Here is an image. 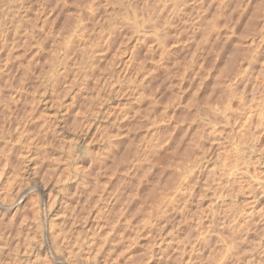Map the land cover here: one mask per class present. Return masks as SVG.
I'll return each mask as SVG.
<instances>
[{"label": "rangeland", "instance_id": "1", "mask_svg": "<svg viewBox=\"0 0 264 264\" xmlns=\"http://www.w3.org/2000/svg\"><path fill=\"white\" fill-rule=\"evenodd\" d=\"M10 1L0 0V23L5 25L0 43H14L1 44L4 51L0 50V61L5 67L0 65V124L6 125L9 118L16 117L29 130L22 137L26 141L17 138L19 146L14 143L16 135L13 141L8 137V142L0 134V148L3 145L5 150L1 148L0 156L12 154V162L7 161L6 167L3 157L0 159V264H264V10L261 20L257 10V6L264 9V0H221L224 6L220 5V13L216 9L219 0H180L178 16L170 23L166 17L161 19L163 23L166 20L170 34L166 38L170 41L164 44L168 47L158 44L159 48L154 47L157 50L149 53L152 59H145L143 64L148 45L140 44L145 29H150L148 11L162 0H94L93 9L86 6L90 7L91 0H64L66 4L57 0L63 6L56 3L57 6L55 0ZM117 3H128L127 8L125 5L124 10ZM88 9L104 14V24L114 23L120 36L111 49L104 51L90 43L86 48L89 53L84 54L89 57L87 61L79 49L84 45L83 34L88 35V28L96 27L92 26L95 15ZM11 11L20 14L16 20L22 17L16 21L18 26L10 20ZM195 12L203 17L199 24L192 21ZM136 14L139 16L132 19ZM6 15L11 18L6 19ZM137 18L146 19L148 25L143 27L145 22ZM186 19L192 21L189 30ZM135 20L143 22L142 29L135 27ZM7 22L16 25L9 30ZM71 24H76L72 31ZM81 25L88 30L81 29ZM6 29L11 35H5L9 39L4 38L3 42ZM78 32L81 34L76 36ZM76 38L81 44H74L75 49L72 44ZM70 45L74 48L70 54L76 50L72 60L63 55ZM160 46L167 54H160ZM135 49L140 52L137 56ZM90 58H95L94 64ZM33 61L38 63L31 64ZM49 62L55 67L62 63L56 67L60 70L63 63H71L65 75L56 73L61 78L57 76L54 86L48 76L55 67L51 65L50 69ZM90 62L94 65L91 69ZM26 66L29 67L24 75L22 69ZM6 67L7 72L3 71ZM45 69H50V74ZM38 70L43 71L42 75L34 73ZM180 74L184 77L180 78ZM219 74L220 85L216 83ZM12 91L21 96L14 100ZM42 118L47 124L41 122ZM38 123L40 127L49 124L51 132L38 135ZM114 137V154L121 160L126 155L128 158L130 168L124 172L121 165L112 162L116 155L108 157ZM151 140L165 146L158 145L155 156H159L151 155L152 161L145 145ZM10 144H16V149ZM128 144L140 149L127 151ZM5 146L11 148L7 147L9 155L5 154L9 151ZM143 147L150 152L148 158ZM142 149L145 157L140 153ZM134 151L137 156L141 154L137 161L132 156ZM114 165L117 170L111 168ZM176 178L179 185L183 183L181 187ZM174 189L178 195L175 198L173 192L169 193ZM165 196L171 198L169 201L173 199L170 203L174 207L168 199L166 203L159 201ZM158 204L168 205H163L166 209L161 211L163 206Z\"/></svg>", "mask_w": 264, "mask_h": 264}, {"label": "bare ground", "instance_id": "2", "mask_svg": "<svg viewBox=\"0 0 264 264\" xmlns=\"http://www.w3.org/2000/svg\"><path fill=\"white\" fill-rule=\"evenodd\" d=\"M11 1H12V0H11ZM11 1H10V2H11ZM14 1H15V0H14ZM52 1H53V0H51V3H52ZM56 1H57V0H55V1H53V2H54L55 4H56V3L58 4V1H57V2H56ZM63 1H64V0H62V3H65V2H66V1H65V2H63ZM91 1H92V2L90 3V1L87 0V2L90 3V7L88 6L89 4L86 5L87 3H86L85 5H86L88 8L93 9V8H94V5H93L92 3L95 2V1H94V0H91ZM96 1H97V0H96ZM116 1H117V0H116ZM124 1H125V0H124ZM129 1H131V0H129ZM140 1H141V0H140ZM182 1H183V0H182ZM208 1H209V0H208ZM219 1H220V3L217 1L218 5H219V6H217L218 8H216L217 10H218V9L220 10V5L223 4V3H222L223 1H221V0H219ZM229 1H230V0H229ZM229 1H228V3H229ZM46 2H47V1H46ZM59 2H61V1L59 0ZM99 2H100V1H98V4L102 3V2H100V3H99ZM118 2L120 3L121 1L118 0ZM122 2H123V1H122ZM125 2H126V1H125ZM127 2H128V1H127ZM160 2H161V1H160ZM167 2H171V3H166V0H162V2H161L160 5H156V4H155L156 6H151L152 9H150V10L148 11V18H147V19H148V22H147V23L149 24V22H150L149 25L146 23V21H147L146 19H145V20H146V21H145V20H140L139 18H137V19H139L140 21H144V22H145V24L143 25V27H144L145 25H148V27H150V29H149L148 31L145 29V31H146V32L144 31L145 34H144L143 36H141V44L139 43L140 45H143V46H144V45H145V46L148 45V47L146 46L147 49H146V51L144 52V56H143V60H142V64H143V61H144L145 59H147V58H151V59H152V57L150 56L151 54L149 55V53H151V52H155L154 50H157L156 48L154 49V47H157V46H159V45H161V46L163 47L164 44H165V45L168 44V43H165V42H167L166 40H169V39H170V38L166 39L167 36L170 37V36H169L170 34L167 33V31H168V27H167V25H165V24H166V20H164V23H163V20H161V19H163V18L166 17V18H168V21H167V22H169L170 20H172L173 17L175 18L176 15L180 13L179 9H181V8H179L178 5H181L182 2L180 3V0H174V1H173V0H170V1H169V0H168ZM178 2H179V3H178ZM202 2L204 3V1H202ZM206 2H207V1H206ZM210 2H211V1H210ZM210 2H209V3H210ZM225 2H226V0H225ZM225 2H224V3H225ZM231 2H232V1H231ZM248 2H249V1H248ZM248 2H247V4H248ZM11 3H12V2H11ZM13 3H14V2H13ZM49 3H50V2H49ZM119 3H117V4H119ZM156 3H157V1H156ZM183 3H184V2H183ZM254 3H255V2H254ZM261 3H262V1H261ZM14 4H15V3H14ZM57 4H56V5H57ZM59 4H61V3H59ZM59 4H58V5H59ZM65 4H66V3H65ZM94 4L96 5V3H94ZM123 4H124V5H123ZM123 4L121 3V4H119V5H121V6L123 7V9H124V6L126 5L125 7L127 8V4H128V3H127V4L123 3ZM131 4H132V3H131ZM150 4H151V3H150ZM150 4H149V5H150ZM204 4H205V3H204ZM212 4H213V3H212ZM230 4H231V3H230ZM263 4H264V1H263ZM20 5H21V4H20ZM58 5H57V6H58ZM63 5H64V4H61V6H63ZM91 5H93V6H91ZM145 5H146V4H145ZM227 5H229V4H227ZM227 5H226V6H227ZM261 5H262V4H261ZM121 6H120V7L118 6L119 9L121 8ZM223 6H224V4H223ZM46 7H47V6H46ZM50 7H51V6H50ZM87 7H86V8H87ZM99 7H100V5H99ZM99 7L96 6L95 9H98ZM118 7H117V8H118ZM132 7H133V5H132ZM151 7H150V8H151ZM237 7H238V6H237ZM17 8H18V6L16 7V9H17ZM37 8H38V7H37ZM61 8H64V7H61ZM133 8H134V7H133ZM135 8H137V6H136ZM223 8H224V7H223ZM259 8H260V9H259ZM259 8H258V6H257V10H259V13H260V16H261V12H263L262 10H264V9H263L262 7H259ZM18 9H19V8H18ZM54 9H55V8H54ZM83 9H85V8H83ZM90 9H88V10L90 11ZM119 9H118V10H119ZM121 9H122V8H121ZM137 9H138V8H137ZM147 9H148V8H147ZM197 9H200V8H197ZM204 9H205V7H204ZM206 9H208V8H206ZM206 9H205V11H206ZM221 9H222V8H221ZM224 9H225V8H224ZM224 9H223V11H225ZM253 9H254V8H253ZM0 10H1V9H0ZM5 10H6V9H5ZM85 10H87V9H85ZM98 10H99V9H98ZM124 10H125V9H124ZM219 10H218V11H219ZM236 10H237V9H236ZM257 10H256V11H257ZM14 11H15V10H14ZM14 11H13V12H14ZM64 11H65V10H64ZM89 11H88V12H89ZM127 11L129 12L128 9H127ZM133 11H134V10H133ZM196 11H198V10H196ZM201 11H202V10H201ZM203 11H204V10H203ZM203 11H202V12H203ZM205 11H204V13H206L208 10H207L206 12H205ZM215 11H216V10H215ZM223 11H221V12H223ZM232 11H233V10H232ZM238 11H239V10H238ZM256 11H252V12H254L253 14H255ZM11 12H12V11H11ZM13 12H12V14H13ZM17 12L20 13L19 10H16V11H15L16 14H17ZM91 12L93 13V15H95V16H92L93 18L95 17V22H93L94 25H92V24H91V25H92L93 27H94V26H96V27H95V28H91V27L89 26L90 28H88V29H89V30L91 29V30L88 31V32H90V33H88V35L83 34V37H84V39H85V40L83 39V43H84V45L82 44L83 46H81L80 49H79V52H81L82 56H85L84 54H87V51H88V50H87L86 48H87L88 46H90V45H89L90 43L93 44V45H96V47H100V49L104 51V50H108L109 47H110L112 44H114V42H115V41L118 39V37L120 36V31H119L118 28H116L117 26L115 27V25H113L114 23L110 24L109 22H107V21H108V20H107L106 22H107L108 24H107V23L104 24V22H103V16H104V14H103V16H101L102 14L98 15V14H99L98 11L95 10V12H94V10H92V11L89 12L91 15H92ZM128 12H127V13H128ZM136 12H137V11H136ZM198 12H199V11H198ZM198 12H197V13L195 12L197 15L194 13L196 16H195V18H192V19H193L192 21H193V22L195 21L196 23L199 24L200 19H202L203 17L201 16L202 18H200V16L198 15ZM208 12H209V11H208ZM5 13H6V12H5ZM41 13H42V10H41ZM86 13H87V12H86ZM109 13H110V12H109ZM123 13H124V11H123ZM218 13H220V11H219ZM235 13H236V12H235ZM257 13H258V11H257ZM6 14H7V13H6ZM9 14H10V12H9ZM23 14H24V13H23ZM130 14L132 15V13H130ZM134 14H135V12H134ZM199 14H200V13H199ZM215 14H216V13H215ZM215 14H214V16H215ZM224 14H225V13H224ZM263 14H264V13H263ZM7 15H8V14H7ZM7 15H6V19H7V18H8V19L11 18V17H10L11 14H10V16H7ZM18 15H20V14H18ZM18 15H14V14H13V15H12V19H10V20L13 21V22L15 21V23H16V21H17V22H19V20L21 21L22 17H21V19L19 18V20H16V19H18V17H19ZM87 15H88V14H87ZM110 15H111V14H110ZM127 15H129V13H128ZM131 15H130V16H131ZM137 15H138V14L133 15V18H132V19H135ZM201 15H203V13H202ZM206 15H207V13H206ZM206 15H205V16H206ZM221 15H223V14L221 13ZM241 15H242V14H241ZM246 15H248V14H246ZM255 15H256V14H255ZM255 15H252V16H255ZM2 16H3V15H2ZM4 16H5V15H4ZM105 16H107V15H105ZM134 16H135V18H134ZM138 16H139V15H138ZM138 16H137V17H138ZM177 16H178V15H177ZM214 16H213V17H214ZM218 16H219V15H218ZM228 16H229V15H228ZM238 16H239V15H238ZM256 16H257V15H256ZM262 16H264V15H262ZM262 16L260 17V20H261ZM193 17H194V16H193ZM207 17H208V16H207ZM86 18H87V17H86ZM107 18H108V17H107ZM109 18H110V17H109ZM166 18H165V19H166ZM205 18H206V17H205ZM237 18H238V17H237ZM252 18H253V17H252ZM257 18H259V16H257ZM141 19H142V18H141ZM143 19H144V18H143ZM215 19H216V18H215ZM224 19L226 20L227 18H225V16H224ZM224 19H222V20H224ZM229 19H230V18H229ZM254 19H255V17H254L252 20L254 21ZM139 20H138V21L135 20V21L137 22V23H136L137 25H135V27H137V28H138V27L141 28V27H142V24H143V22H141V24H140V23H139V22H140ZM160 20H161V21H160ZM186 20H187V19H186ZM186 20H185V21H186ZM216 20H217V19H216ZM220 20H221V19H220ZM231 20H232V19H231ZM4 21H5V19H4ZM8 21H9V20H8ZM11 21H10V22H11ZM22 21H23V20H22ZM92 21H93V20H92ZM173 21H175V20H173ZM185 21H184V22H185ZM189 21H191V19H190ZM189 21L187 20L188 25L186 24L187 22L185 23V25H187V26H186V27H187V30H189V27H188V26H190V25L192 24V23L190 24ZM192 21H191V22H192ZM204 21H205V20H204ZM204 21H203V22H204ZM207 21H208V20H207ZM207 21H206V22H207ZM213 21H215V20H213ZM213 21H212V22H213ZM237 21H238V20H237ZM2 22H3V21H2ZM195 22H194V23H195ZM203 22H202V23H203ZM215 22H216V21H215ZM221 22H222V21H221ZM228 22H229V21H228ZM254 22H255V21H254ZM4 23H5V22H4ZM7 23H8V22H7ZM11 23H12V22H11ZM71 23H72V22H71ZM90 23H91V22H90ZM169 23H170V22H169ZM169 23H167V24H169ZM194 23H193V24H194ZM207 23H208V22H207ZM217 23H218V22H217ZM217 23H215V24L212 23V24H214L215 27H217V26H218ZM250 23H251V25L253 24L252 21H251ZM8 24H9V23H8ZM16 24H17V26L19 25V23H16ZM16 24H14V23H13V25H12V24H9V25L6 26V27H7V29L10 30V26L12 25V27H13V26L16 25ZM96 24H97V25H96ZM118 24H119V23H118ZM131 24H132V23H131ZM189 24H190V25H189ZM198 24H197V25H198ZM216 24H217V26H216ZM221 24H222V23H221ZM2 25H3V23H2V24L0 23V32L3 31L2 29H3V27L5 26V25H4V26H2ZM67 25H68V27H69L70 24L67 23ZM72 25H73V24H71V26H72ZM74 25H76V24H74ZM74 25H73L71 28H69V30H71V29L73 30V29H74ZM162 25H165V26L167 27V29H166V28H163V27H165V26L162 27ZM169 25H170V24H169ZM195 25H196V24H195ZM195 25H194V26H195ZM254 25H255V27H256V22H255ZM254 25H253V26H254ZM124 26H125V25H124ZM132 26H133V24H132ZM132 26H130V27H132ZM199 26H200V25H199ZM199 26H198V27H199ZM210 26H211V25H210ZM212 26H213V25H212ZM249 26H250V25H249ZM253 26L251 27V30H252ZM8 27H9V28H8ZM19 27H20V26H19ZM19 27H18V28H19ZM75 27H76V26H75ZM81 27H83V28H81ZM126 27H127V26H126ZM126 27H125V28H126ZM146 27H147V26H146ZM169 27H170V26H169ZM196 27H197V26H196ZM220 27H221V26H220ZM220 27H219V28H220ZM225 27H226V26H225ZM255 27H254V28H255ZM1 28H2V29H1ZM4 28H5V27H4ZM63 28H64V27H63ZM80 28H81V29H86L87 26H86V28H85L84 26L81 25ZM121 28H122V27H121ZM123 28H124V27H123ZM132 28H133V27H132ZM192 28H193V26H192ZM192 28H191V29H192ZM206 28H207V27H206ZM226 28H227V27H226ZM248 28H249V27H248ZM254 28H253V30H254ZM262 28H263V27H262ZM7 29L5 30V32H3V33H4V34H3V42L8 38V37H6V36H9V37H10V35H11L10 33H9L10 35H7L8 33H6V31L10 32V31L7 30ZM78 29H79V28H78ZM78 29H77V30H78ZM81 29L78 30V31H81ZM88 29H86V30H88ZM129 29H130V28H129ZM141 29H142V28H141ZM194 29H195V28H194ZM199 29H200V28H199ZM199 29H198V30H199ZM216 29H217V28H216ZM227 29H229V28H227ZM72 30H71V31H72ZM130 30H131V29H130ZM192 30H193V29H192ZM192 30H191V31H192ZM206 30H207V29H206ZM210 30H211V29H210ZM214 30H215V29H214ZM231 30H232V29H231ZM71 31H70V32H71ZM82 31H83V30H82ZM121 31H122V30H121ZM131 31H132V30H131ZM180 31H181V30H180ZM228 31H230V30H228ZM84 32H85V31H84ZM84 32H83V33H84ZM128 32H129V31H128ZM169 32H170V31H169ZM207 32H208V31H206V33H207ZM235 32H236V31H235ZM17 33H18V32H17ZM85 33H87V32H85ZM132 33H133V31H132ZM171 33H172V32H171ZM209 33H210V32H209ZM220 33H221V32H220ZM232 33H233V32H232ZM248 33H249V32H248ZM0 34L2 35V32H1ZM68 34H69V33H68ZM75 34H76V33H75ZM77 34H78V35H76V36H79V35L81 34V32H80V33L78 32ZM149 34H151V35H149ZM167 34H168V35H167ZM5 35H6V36H5ZM12 35H13V34H12ZM70 35H72V34H70ZM131 35H132V34H131ZM207 35L209 36V34H207ZM244 35H245V34H244ZM13 36H15V35H13ZM76 36H75V37H76ZM81 36H82V35H81ZM202 36H204V34H202ZM211 36H212V35H211ZM230 36H231V35H230ZM71 37H72V36H71ZM75 37H74V38H75ZM83 37H80V38H83ZM151 37H152L153 39H150ZM171 37H172V36H171ZM176 37H177V36H176ZM238 37H239V36H238ZM243 37H244V36H243ZM243 37H242V38H243ZM247 37H248V36H247ZM247 37H246V38H247ZM4 38H5V40H4ZM11 38H12V37H11ZM11 38H10V39H11ZM13 38H14V37H13ZM74 38H73V39H74ZM177 38H178V37H177ZM209 38H210V37H209ZM216 38H217V37H216ZM228 38H229V37H228ZM1 39H2V37H1ZM8 39H9V38H8ZM69 39H70V38H69ZM73 39H72V42L74 41ZM78 39H79V37H78ZM78 39L76 38V40H77L76 43L73 42V44H72L73 46H74V44H75V45H78L77 43L81 44L80 42H81L82 40L79 39V40H81V41H79ZM174 39H175V38H174ZM184 39H185V38H184ZM203 39H204V38H203ZM13 40H14V39H13ZM15 40H16V39H15ZM138 40H140V39H138ZM239 40H240V39H239ZM1 41H2V40H1ZM9 41H10V40H9ZM69 41H70V40H69ZM69 41L67 42L68 44H70ZM78 41H79V42H78ZM84 41H85V42H84ZM169 41H170V40H169ZM237 41H238V40H237ZM258 41H259V40H258ZM6 42H7V43H4V44H7V45H8V43H9V45L14 44V43H12V42H11L12 44H11L10 42H8V41H6ZM16 42H17V41H16ZM72 42H71V43H72ZM158 42H159V43H158ZM203 42H204V41H203ZM230 42H231V40H230ZM115 43H116V42H115ZM117 43H118V42H117ZM119 43H120V42H119ZM119 43H118V44H119ZM148 43H149V44H148ZM160 43H161V44H160ZM239 43H242V42L240 41ZM249 43H250V42H249ZM257 43H258V42H257ZM260 43H261V42H260ZM1 44H3V43H0V48H1V46L4 45V44H3V45H1ZM139 44H138V47H139ZM158 44H159V45H158ZM162 44H163V45H162ZM169 44H170V43H169ZM198 44H199V43H198ZM7 45H4V46H7ZM72 45H70L69 47H66V48L68 49V51L65 49V50H66V51H65L66 53H63V55L66 54V57H67V56L70 57V58L73 57L72 54H73L76 50H74V52H72V54H70L71 50L73 51V49H74V48L72 47ZM115 45H116V44H115ZM136 45H137V44H136ZM152 45H153V46H152ZM165 45H164V47H168V46H165ZM229 45H230V44H229ZM237 45H239V44H237ZM240 45H241V44H240ZM242 45H244V44H242ZM4 46H3V47H4ZM67 46H68V45H67ZM79 46H80V45H79ZM79 46H78V47H79ZM112 46H113V45H112ZM134 46H135V45H134ZM134 46H133V47H134ZM150 46H152L153 48H150ZM161 46H160V47H161ZM169 46H170V45H169ZM234 46H236V45H234ZM3 47H2L0 50H2ZM74 47H75V46H74ZM82 47H83V48H82ZM140 47H141V46H140ZM162 47H161V48H162ZM7 48H8V47H7ZM71 48H72V49H71ZM81 48H82V49H81ZM112 48H113V47H112ZM135 48H136V47H135ZM143 48H144V47H143ZM157 48H159V47H157ZM234 48H238V47L236 46V47H234ZM240 48H241V47H240ZM248 48H249V47H248ZM253 48H254V47H253ZM5 49H6V48H5ZM9 49H10V47H9ZM70 49H71V50H70ZM75 49H76V47H75ZM110 49H111V47H110ZM133 49H134V48H133ZM167 49H168V48H167ZM167 49H166V50H167ZM195 49H197V47H196ZM232 49H233V48H232ZM244 49H245V48H244ZM6 50H7V49H6ZM80 50H81V51H80ZM101 50H100V51H101ZM239 50H241V49H239ZM239 50L237 49V51H239ZM247 50H248V49H247ZM3 51H4V49H3ZM7 51H9V53H10L11 49H10V50H7ZM63 51H64V50H63ZM89 51H90V50H89ZM89 51H88V53H89ZM103 51H102V52H103ZM140 51H141V50H140ZM143 51H144V50H143ZM198 51H199V50H198ZM235 51H236V50H235ZM249 51H250V50H249ZM79 52H77L78 55L80 54ZM202 52H203V51H202ZM253 52H254V51H253ZM21 53H22V52H21ZM77 53H75L74 55H76ZM98 53H99V51H98ZM133 53H135V56H137L140 52H139V50L135 49V51H134ZM133 53H132L133 56H131V57H134V54H133ZM194 53H195V50H194ZM194 53H193V54H194ZM0 54H1V53H0ZM61 54H62V53H61ZM81 54H80L79 56H81ZM160 54H161V55H162V54H164V55L167 54L166 51H165V48H162ZM217 54H218V53H217ZM235 54H236V52H235ZM244 54H245V53H244ZM247 54H248V53H247ZM70 55H71V56H70ZM145 55H146V56H145ZM148 55H149L150 57H148ZM232 55H233V54H232ZM245 55H246V54H245ZM4 56H5V55H4ZM7 56L9 57L10 55L8 54ZM82 56H81V57H82ZM233 56H235V55H233ZM233 56H232V60L234 61ZM236 56H238V55H236ZM55 57H56V56H55ZM60 57L62 58L61 55H60ZM131 57H130V58H131ZM167 57H168V55H167ZM167 57H165V58H167ZM194 57H195V56H194ZM257 57H258V56H257ZM58 58H59V57H58ZM70 58H69V59H70ZM73 58H75V57H73ZM76 58H77V57H76ZM82 58H83V57H82ZM88 58H89V57H88ZM88 58L85 56V59H86V60H87ZM92 58H93V57H92ZM163 58H164V57H163ZM229 58H230V57H229ZM237 58H239V57H237ZM249 58H250V57H249ZM4 59H5V58H4ZM9 59H10V58H9ZM55 59H56V58H55ZM83 59H84V58H83ZM83 59H82V60H83ZM94 59H95V58H94ZM94 59H93V60H94ZM134 59H135V57H134ZM245 59H246V58H245ZM0 60H1V59H0ZM7 60H8V59H7ZM31 60H32V59H31ZM38 60H39V59H38ZM59 60H61V59L59 58ZM59 60H58V61H59ZM62 60H64V59L62 58ZM65 60L68 62V59H67V58H65ZM65 60H64V62H65ZM70 60H72V58H71ZM93 60L91 61V58H90V61H91L92 63H93ZM132 60H133V59H132ZM136 60H137V59H136ZM53 61H54V60H53ZM87 61H88V60H87ZM133 61H134V60H133ZM163 61H164V59H163ZM236 61H238V60H236ZM31 62H32V61H31ZM33 62H34V63H31V64L36 65V64L38 63V62L36 63V61H33ZM50 62H51V61H50ZM50 62H49L48 64H50V67H49V68L51 69V65L54 66V64H53V63H50ZM55 62H56V61H55ZM59 62H61V61H59ZM67 62H66V63H67ZM91 62H90V64H88V65H90V66H89L90 69H91V66L94 64V63H93V64L91 65ZM95 62H96V61H95ZM157 62H158V61H157ZM9 63H10V62H9ZM66 63H63V65L65 64V66H66ZM69 63H70V62H69ZM69 63H67V67L63 66L64 68H62L61 70H60V68H59V69L56 68V67L59 66V64H62V63H58V66H56V67L54 66L55 68L52 67L51 71H53V72H51L50 69H48V70H49V71H48L49 74H50V72H51V74L48 76L49 79L46 78V77H43V78L48 79L50 82H52V83H50V82H49V83L52 84V85L54 86V84H56L57 79L60 77L59 75H60L61 73H62V74L64 73V75H65L66 72H68V66H69L68 64H69ZM82 63H83V62H82ZM84 63H86V62H84ZM87 63H89V62H87ZM127 63H128V62H127ZM166 63H167V62H166ZM193 63H194V62H193ZM193 63H192V64H193ZM195 63H197V62H195ZM195 63H194V64H195ZM233 63H234V62H233ZM3 64H5V63H3ZM11 64H12V63H11ZM31 64H29V65H31ZM70 64H71V63H70ZM137 64H138V63H137ZM156 64H157V63H156ZM197 64H198V63H197ZM0 65H2V62H1V61H0ZM7 65H8V63H7ZM7 65H6V66H7ZM12 65H13V64H12ZM12 65H11V66H12ZM19 65H20V64H19ZM22 65H23V64H22ZM56 65H57V64H56ZM126 65H127V64H126ZM131 65H132V64H131ZM233 65H234V64H233ZM2 66H4V65H2ZM8 66H9V65H8ZM8 66H7V67H8ZM14 66H15V65H13V67H14ZM20 66H21V65H20ZM60 66H61V65H60ZM93 66H94V65H93ZM93 66H92V67H93ZM158 66H159V65H158ZM185 66H186V65H185ZM231 66H232V65H231ZM4 67H5V66H4ZM7 67L4 68L5 70H3V71H6V72H7ZM9 67H10V66H9ZM28 67H29V66H28ZM28 67L26 66V67H25L26 69H22V70H25L24 73H23L24 75L27 73L26 70H27ZM36 67H37V66H36ZM86 67H87V66H86ZM89 67H88V68H89ZM182 67H183V66H182ZM190 67H191V65H190ZM199 67H201V66H199ZM226 67H227V66H226ZM234 67H235V65H234ZM240 67H241V66H240ZM2 68H3V67H2ZM2 68H1V69H2ZM30 68H31V67H30ZM30 68H29V69H30ZM32 68H34V67H32ZM38 68H39V67H38ZM38 68H37V69H38ZM82 68H83V67H82ZM88 68H87V69H88ZM138 68H139V67H138ZM162 68H163V67H162ZM167 68H168V67H167ZM169 68H170V67H169ZM197 68H198V67H197ZM202 68H203V67H202ZM238 68H239V67H238ZM10 69H11V68H10ZM12 69H13V68H12ZM12 69H11V70H12ZM40 69H43V68H40ZM69 69H70V68H69ZM125 69H126V68H125ZM188 69H189V68H188ZM191 69H192V68H191ZM199 69H200V68H199ZM199 69H198V70H199ZM232 69H233V68H232ZM11 70H10V71H11ZM30 70H33V69H30ZM179 70H180V69H179ZM224 70H225V69H224ZM226 70H228V69H226ZM3 71H2V72H3ZM12 71H13V70H12ZM28 71H29V70H28ZM33 71H34V70H33ZM41 71H42V70H41ZM41 71H40V72H41ZM44 71L47 72L46 69H45ZM65 71H66V72H65ZM85 71H86V70H85ZM92 71H93V70H92ZM92 71H91V72H92ZM138 71H139V70H138ZM142 71H143V70H142ZM169 71H170V70H169ZM181 71H182V70H181ZM191 71H192V70H191ZM194 71H195V70H194ZM208 71H209V70H208ZM217 71H218V70H217ZM8 72H9V71H8ZM25 72H26V73H25ZM29 72L32 73V71H29ZM40 72H39V70H38L37 72H34V73H35V74H36V73H39V74L43 73V71H42L41 73H40ZM46 72H45V73H46ZM48 72H47L46 74H48ZM58 72H59V73H58ZM89 72H90V71H89ZM165 72H166V71H165ZM174 72H176V71H174ZM174 72H173V73H174ZM179 72H180V71H179ZM179 72H178V70H177V73H179ZM183 72H184V70H183ZM198 72H199V71H198ZM198 72H197V75L200 74V73H198ZM223 72H224V71H223ZM229 72H231V71H229ZM9 73H11V72H9ZM9 73H8V75H9ZM45 73H44V74H45ZM52 73H53V76H51ZM56 73L59 74V75H56ZM69 73H70V72H69ZM133 73H134V72H133ZM148 73H149V72H148ZM169 73H170V72H169ZM194 73H196V71H195ZM6 74H7V73H6ZM67 74H68V73H67ZM84 74H85V73H84ZM89 74H90V73H89ZM89 74H88V75H89ZM124 74H125V73H124ZM124 74H123V75H124ZM165 74H167V72H166ZM181 74H182V73H181ZM181 74L179 75V77L184 75V74H183V75H181ZM221 74H222V73H221ZM221 74H219V75H220V76H219L220 80H217L216 83L219 82V81H222V80H221V78H222V75H221ZM11 75H12V74H11ZM41 75H42V74H41ZM74 75H75V74H74ZM86 75H87V74H86ZM90 75H91V74H90ZM149 75H150V74H149ZM167 75L169 76V74H167ZM177 75H178V74H177ZM194 75H195V74H194ZM200 75H201V74H200ZM223 75H224V74H223ZM225 75H226V74H225ZM247 75H248V74H247ZM45 76H46V75H45ZM50 76H51V77H50ZM57 76H58V78H57ZM61 76H62V75H61ZM91 76H92V75H91ZM133 76H134V75H133ZM13 77H14V76H13ZM13 77H12V78H13ZM35 77H36V76H35ZM37 77H38V76H37ZM62 77H64V76H62ZM73 77H74V76H73ZM76 77H77V76H76ZM124 77H125V76H124ZM127 77H128V76H127ZM183 77H184V76H183ZM230 77H231V76H230ZM3 78H4V77H3ZM8 78H9V77H8ZM60 78H61V77H60ZM180 78H182V77H180ZM186 78H187V77H186ZM203 78H206V77L204 76ZM219 78H217V79H219ZM225 78H226V76H225ZM225 78H224V79H225ZM38 79H39V78H38ZM230 79H231V78H230ZM2 80H3V79H2ZM24 80H25V79H24ZM39 80H40V79H39ZM73 80H74V79H73ZM202 80H203V79H202ZM46 81H47V80H45V83H46ZM177 81H178V80H177ZM9 82H10V80H9ZM43 83H44V82H43ZM43 83H42V81H41L40 84H43ZM47 83H48V82H47ZM68 83H69V82H68ZM176 83H177V82H176ZM224 83H225V82H224ZM8 84H9V83H8ZM11 84H12V83H11ZM103 84H104V83H103ZM181 84H182V83H181ZM217 84L220 85V84H222V82L217 83ZM60 85H61V84H60ZM104 85H105V84H104ZM178 85H179V84H178ZM42 86H44V85H42ZM53 86H52V87H53ZM172 86H173V85H172ZM175 86H176V85H175ZM179 86H180V85H179ZM7 87H9V86H7ZM44 87H45V86H44ZM44 87H43V90L45 91V88H44ZM46 87H47V86H46ZM59 87H60V86H59ZM66 87H67V86H66ZM213 87H214V86H213ZM215 87H216V85H215ZM220 87H221V86H220ZM222 87H223V86H222ZM0 88H1V87H0ZM22 88H23V86H22ZM38 88H39V87H38ZM19 89H20V88H19ZM32 89H33V88H32ZM46 89H47V88H46ZM67 89H68V87H67ZM119 89H120V88H119ZM119 89H118V90H119ZM122 89H123V88H122ZM122 89H121V90H122ZM215 89H216V88H215ZM215 89H214V90H215ZM218 89H219V88H218ZM17 90H18V89H17ZM24 90H26V89H24ZM35 90H36V89H35ZM97 90H98V89H97ZM121 90H120V91H121ZM181 90H183V89H181ZM36 91H37V90H36ZM44 91H43V93H44ZM121 92H122V91H121ZM176 92H177V91H176ZM15 93H16V94H14V92L12 91V93L10 94V95L13 96L14 100H15V96H21V95L19 94V92H18V93L15 92ZM41 93H42V92H41ZM97 93H98V91H97ZM107 93H108V92H107ZM0 94H1V93H0ZM143 94H144V93H143ZM3 95H4V94H3ZM96 95H97V94H96ZM177 96H178V95H177ZM4 97H5V96H4ZM8 97H9V96H8ZM25 97H26V96H25ZM84 97H85V96H84ZM1 98H2V96H1ZM89 98H90V97H89ZM7 99H8V98H7ZM11 99H12V98H11ZM23 99H24V98H23ZM90 99H91V98H90ZM4 100H6V99H4ZM14 100H13V101H14ZM34 100H35V98H34ZM2 101H3V100H2ZM6 101H7V100H6ZM17 101H18V100H17ZM73 101H74V100H73ZM3 102H4V101H3ZM14 102H15V101H14ZM190 102H191V101H190ZM0 103H1V101H0ZM24 103H25V101H24ZM39 103H40V101H39ZM192 103H193V102H192ZM195 103H196V102H195ZM2 104H3V103H2ZM5 104H6V103H5ZM17 105H18V104H17ZM25 105H26V104H25ZM13 106H14V105H13ZM3 107H4V105L2 106V108H3ZM16 107H17V106H16ZM4 108H5V107H4ZM8 108H9V107H8ZM14 108H15V107H14ZM73 108H74V107H73ZM10 109H11V108H10ZM4 110H6V108H5ZM19 110H20V109H19ZM2 111H3V110H2ZM92 111H93V110H92ZM103 111H104V110H103ZM11 112H12V110H11ZM1 113H2V112H1ZM12 113H13V112H12ZM45 113H46V112H45ZM101 113H102V112H101ZM5 114H6V113H5ZM29 114H30V112H29ZM29 114H27V115H29ZM10 115H11V114H10ZM13 115H14V113H13ZM192 116H193V115H192ZM11 117H12V116H11ZM26 117H27V116H26ZM29 117H30V116H29ZM29 117H27V118L29 119ZM32 117H33V116H32ZM36 118H37V117H36ZM7 119H8V118H7ZM17 119H18V118H16V117L9 118L8 124H6V125H5V124L3 125V124L1 123L2 126H0V128H1V127H2V128L0 129V130H1V131H0L1 133H0V134H1V137H3V138H6V137L8 138V137H9L11 140H12V137L14 138L15 135H16V137H15L16 139H15L14 143H16V144L18 143V146H19L21 143L19 144V141H16L17 138H19L20 141H21V140H22V141H26V140L22 139V137L24 136V133H25V132H28L29 128H28V130H26V129H25L26 126L24 125V126H25V128H24V126L22 125L23 123L20 125L21 122L19 123V120H17ZM30 119L33 120L31 117H30ZM42 119H43V120H42ZM42 119H40V120H42L41 122H44V121H45L44 118H42ZM177 119H178V118H177ZM189 119H190V118H189ZM1 120H2V119H1ZM34 120H35V119H34ZM37 120H38V119H37ZM2 121H4V120H2ZM6 121H7V120H6ZM27 121H28V120H27ZM46 121H47V120H46ZM155 121H156V120H155ZM28 122H30V121H28ZM47 122H48V121H47ZM87 122H88V121H87ZM196 122H197V121H196ZM39 123H40V122H39ZM39 123H38V124H39ZM44 123H45V122H44ZM50 123H51V122H50ZM1 124H0V125H1ZM45 124H47V123H45ZM43 125H44V124H43ZM50 125L52 126V123H51ZM127 125H128V124H127ZM44 126H45V127H43V126L40 127V124H39L40 130L38 131V135H41V136H47V135H48V133H49L48 130H49V131L51 130V129H48V128H51V127H49V124H48V125H44ZM84 126H85V123H84ZM42 127H43L42 134H39V132H41V128H42ZM52 127H53V126H52ZM55 127H56V126H55ZM139 127H140V126H139ZM81 129H82V128H81ZM76 130H77V129H76ZM50 132H51V131H50ZM59 132H60V131H59ZM112 132H113V131H112ZM52 133H53V132H52ZM62 134H63V133H62ZM116 134H117V133H116ZM17 135H18V136H17ZM36 135H37V133H36ZM144 135H145V134H144ZM41 136H40V137H41ZM117 136H119V135H117ZM117 136H116V137H117ZM1 137H0V140H1ZM25 137H26V136H25ZM29 137H31V136H29ZM32 137H33V136H32ZM116 137H114V139H112V141H111L110 144H109V145H110V147H109L110 150H109L107 153H108V154L110 153V155H109L108 157H110L111 155L114 154L113 150L115 149V147H116V145H117V142H116V139H115ZM151 137H152V136H151ZM153 137H154V136H153ZM157 137H158V136H157ZM9 138L7 139L8 142L10 141ZM23 138H24V137H23ZM36 138H37V136H36ZM36 138L34 137V139H36ZM155 138H156V137H155ZM155 138H154V140H156ZM25 139H26V138H25ZM136 139H137V138H136ZM152 139H153V138H152ZM159 139H160V138H159ZM3 140H6V139H3ZM121 140H122V139H121ZM147 140H148V139H147ZM160 140H161V139H160ZM12 141H13V140H12ZM33 141H34V140H33ZM33 141H32V142H33ZM40 141H41V140H40ZM47 141H48V139H47ZM148 141H149V140H148ZM10 142H11V141H10ZM32 142H31V143H32ZM124 142H125V141H124ZM157 142H158V141H157ZM157 142H153V140H151V141H150V144H148V142H147V144H145L146 147H147V150L149 149V151L151 152V154H150V152H148V151L146 150L145 147H143V148H145L144 150H146V151H144V153H145V152H148V154H146V157H147V158H148V155H149V154H150L149 157H150L151 155H152V156L154 155V157L158 158L159 155H157V156H155V155H156V153L158 152V151H157V150H158L157 148H158V145L160 144V142H159V144H157ZM0 143H1V142H0ZM14 143H13V144H14ZM24 143H25V142H24ZM24 143H23V145H24ZM31 143H30V144H31ZM41 143H42V142H41ZM127 143H131V142H127ZM1 144H3V143H1ZM4 144L6 145V142H4ZM7 144H9V143H7ZM16 144H15V145H16ZM46 144H47V143H46ZM162 144H164V143H162ZM15 145L13 146V145L10 144V146L12 147V149L15 147ZM26 145H27V144H26ZM31 145H32V144H31ZM128 145H129V147L127 146L126 149H127V151H130V152H131L130 148H131V145H132V144H128ZM164 145H165V144H164ZM188 145H189V144H188ZM2 146H3V145H1V148H2ZM10 146H7V147H9V149L11 150ZM45 146H46V145H45ZM140 146H141V145H140ZM140 146H139V147H140ZM142 146H143V145H142ZM159 146H160V145H159ZM161 146H162V145H161ZM161 146H160V147H161ZM7 147L5 146V148H6L7 150H9ZM16 147H17V146H16ZM22 147H23V146H22ZM22 147H21V148H22ZM26 147H27V146H26ZM136 147H137V146H136ZM136 147H132V148H135V150H137ZM164 147H165V146H164ZM164 147L162 146V148H164ZM1 148H0V151H1ZM132 148H131V149H132ZM141 148H142V147H141ZM14 149H16V148H14ZM28 149H29V148H28ZM120 149H121V148H120ZM128 149H129V150H128ZM139 149H140V148H139ZM139 149H138V150H139ZM2 150H4V149L2 148ZM10 150H9L8 152L6 151L7 153H5V154H8V155H9V154L11 153ZM138 150H137V151H138ZM160 150H161V148H160ZM160 150H159V151H160ZM192 150H193V149H192ZM4 151H5V150H4ZM13 151H14V150H13ZM19 151H20V150H19ZM124 151H125V150H124ZM140 151H141V152H140ZM140 151H139V152L142 153V152H143V149L140 150ZM156 151H157V152H156ZM115 152H116V151H115ZM130 152H128V153L130 154ZM134 152H135V155H132V156H135V161H137V160H136V159H137L136 157H138V159H139L141 154L139 153V156H137L138 153H137L136 151H134ZM134 152H133V154H134ZM152 152H153V153H152ZM128 153H126V154H128ZM144 153H142V155H143ZM51 154H52V153H51ZM92 154H93V153H92ZM157 154H158V153H157ZM160 154H161V153H160ZM185 154H186V153H185ZM11 155H12V154H10L9 156H6V155H3V156L1 155V156H0V159H1V157H3V160H2V161L4 162V166L6 165V162H7V161H8V162H7L8 164H9V162H12V161H9V160L11 159V157H10ZM16 155H17V154H16ZM101 155H102V154H101ZM104 155H105V154H104ZM115 155H116L115 158L118 159L119 163L117 162V159H114V158H113V161H112V162H114L115 164H116V163L119 164L118 167L121 165L120 169L122 170V172H124V170L126 171L127 169L130 168V165L128 166V163H129V162H128L127 155L124 156V157H122V160H121V158H118V157H117V156H118L117 154H114L113 156H115ZM186 155H188V154H186ZM128 156H130V155H128ZM143 156H144V155H143ZM161 156H162V155H161ZM161 156H160V157H161ZM183 156H184V155H183ZM195 156H196V155H195ZM7 157H10V158H7ZM52 157H53V156H52ZM111 157H112V156H111ZM130 157H131V156H130ZM144 157H145V156H144ZM55 158H56V157H55ZM106 158H107V156H106ZM106 158H105V159H106ZM150 158H151V160H150ZM150 158H149V160L152 161V157H150ZM156 158H154V159L156 160ZM185 158H186V156H185ZM188 158H189V157H188ZM40 159H41V158H40ZM133 159H134V157H133ZM142 159H143V158H142ZM142 159H141V160H142ZM145 159H146V158H145ZM145 159H144V160H145ZM154 159H153V160H154ZM183 159H184V158H183ZM20 160H21V159H20ZM22 160H23V159H22ZM49 160H50V159H49ZM59 160H60V159H59ZM120 160H121V161H120ZM178 160H179V159H178ZM190 160H191V159H190ZM190 160H189V161H190ZM2 161H1V162H2ZM110 161H111V158H110ZM129 161H130V160H129ZM131 161H132V160H131ZM179 161H180V160H179ZM186 161H187V158H186ZM189 161H188V162H189ZM191 161H192V160H191ZM42 162H43V161H42ZM102 162H103V161H102ZM159 162H160V161H159ZM195 162H198V161H195ZM19 163H21V162H19ZM114 163H112V165H113ZM130 163H131V162H130ZM155 163H156V162H155ZM191 163H192V162H191ZM117 164H116V165H117ZM134 164H135V163H134ZM134 164H133V165H134ZM138 164H139V166H141L140 163H138ZM138 164H137V165H138ZM173 164H174V163H173ZM185 164H186V163H185ZM137 165H136V166H137ZM171 165H172V164H171ZM171 165H170V166H171ZM186 165H187V164H186ZM194 165H195V164H194ZM1 166H2V165H1ZM4 166H3V167H4ZM8 166H9V165H8ZM8 166H7V167H8ZM99 166H100V165H99ZM102 166H103V165H102ZM134 166H135V165H134ZM172 166H173V165H172ZM172 166H171V168H172ZM178 166H179V165H178ZM5 167H6V166H5ZM131 167H132V165H131ZM78 168H79V167H78ZM111 168L114 169V170H117V169H115V165H114V167L112 166ZM137 168H139V167H137ZM174 168H175V167H174ZM182 168H183V167H182ZM182 168H180V169H182ZM1 169H4V168H1ZM35 169H36V168H35ZM79 169H80V168H79ZM118 169H119V168H118ZM23 170H24V169H23ZM189 170H190V169H189ZM15 171H16V170H15ZM180 171H181V170H180ZM180 171H179V172H180ZM184 171H186V169H185ZM1 172H2V174H3L4 171L1 170ZM111 172H112V171H111ZM127 172H128V171H127ZM179 172L177 173V175L179 174ZM182 172H183V171H182ZM125 173H126V172H125ZM128 173H129V172H128ZM126 174H127V173H126ZM174 174H175V173H174ZM180 174H181V173H180ZM191 174H192V172H191ZM191 174L189 173V175H191ZM107 175H108V174H107ZM134 175H135V174H134ZM0 176H1V175H0ZM16 176H17V175H16ZM179 176L181 177V175H179ZM179 176H178V177H179ZM182 176H183V174H182ZM174 177H175V175H174ZM176 177H177V176H176ZM187 177H188V176H187ZM184 178H185V177H184ZM168 179H170V178H168ZM172 179H173V178H172ZM175 181L178 182L177 184L179 185V180L177 181V178H176ZM171 182H173V181H171ZM181 182H182V181H181ZM181 182H180V183H181ZM139 184H140V183H139ZM162 184H163V183H162ZM181 184H183V183H181ZM181 184L179 185L180 187H181ZM120 185H121V184H120ZM178 185L175 184L174 186L176 187V186H178ZM166 186H167V185H166ZM166 186H165V187H166ZM170 186H172V185H170ZM168 187H169V185H168ZM175 187H174V188H175ZM163 188H164V187H163ZM166 188H167V187H166ZM176 188L178 189V187H176ZM124 189H125V188H124ZM170 189H171V188H170ZM184 189H185V187H184ZM180 190H181V189H180ZM180 190H179V191H180ZM182 190H183V189H182ZM151 191H152V190H151ZM158 191H159V190H158ZM164 191H165V190H164ZM164 191H163V192H164ZM166 191H168V190H166ZM166 191H165V192H166ZM169 191H170V190H169ZM173 191H176V190L174 189V190H172V191L169 192V193H172ZM176 192H177V191H176ZM176 192H173V193H174L173 196H172L173 193H172V194H169V193H168V195H169L170 197L172 196L173 198H175V196H176V197L178 196V195L175 194ZM153 194H154V193H153ZM158 194H161V193H158ZM177 194H178V193H177ZM180 194H181V193H180ZM86 195H87V194H86ZM188 195L190 196V194H188ZM118 196H119V195H118ZM150 196H151V195H150ZM156 196L158 197V195H156ZM156 196H155V197H156ZM169 196H168V197H169ZM165 197H166V198H164L163 200H161V198H160L159 201H160V202L163 201L164 203H166V202H165V199H168V202H169L168 204L170 205V204L173 202V201H172L173 199L170 200V201H169V199H171L172 197H171V198H170V197L167 198V196H165ZM179 197H180V196H179ZM114 198H115V197H114ZM87 199H88V198H87ZM136 199H137V198H136ZM157 199H158V198H157ZM54 200H55V199H53V201H54ZM154 200H156V199H154ZM179 200H180V199H179ZM185 200H186V199H185ZM156 201H157V200H156ZM174 201H175V199H174ZM176 201H177V200H176ZM170 202H171V203H170ZM185 202H186V201H185ZM141 203H142V202H141ZM153 203H155V202H153ZM156 203H159V202H156ZM176 203H177V202H176ZM178 203H179V202H178ZM160 204H161V203H160ZM168 204H166V205L163 204V205L166 207ZM158 205H159V204H158ZM158 205H157V206H158ZM163 205H162V206H163ZM171 205H172V204H171ZM144 206H145V205H144ZM160 206H161V205H159V207H160ZM162 206H161V207H162ZM164 206L162 207V210H161V208H160L161 211H163V209H164V210L166 209ZM172 206H173V205H172ZM175 206H176V205H175ZM168 207H169V206H168ZM168 207H167V208H168ZM173 207H174V206H173ZM180 207H181V206H180ZM157 208H158V207H157ZM181 208H182V207H181ZM149 209H150V208H149ZM153 209H154V208H153ZM155 209H156V207H155ZM157 210H159V208H158ZM160 210H159V211H160ZM170 210H171V209H170ZM126 211H127V210H126ZM161 211H160V212H161ZM176 211H177V210H176ZM179 211H180V210H179ZM117 212H118V211H117ZM120 212H121V211H120ZM165 212H166V211H164V213H165ZM153 213H154V212H153ZM161 213H162V212H161ZM125 214H126V213H125ZM158 214H159V212H158ZM181 214H182V213H181ZM159 216H160V215H159ZM164 216H165V215H164ZM101 217H102V216H101ZM158 219H159V218H158ZM186 219H187V218H186ZM230 221H231V220H230ZM117 223H118V222H117ZM127 223H128V222H127ZM164 223H165V222H164ZM185 223H186V222H185ZM108 224H109V223H108ZM124 224H125V223H124ZM235 224H236V223H235ZM241 224H242V223H241ZM227 225H228V224H227ZM169 227H170V226H169ZM195 229H196V228H195ZM210 229H211V228H210ZM201 230H203V229H201ZM12 231H13V230H12ZM119 234H120V233H119ZM3 235H4V234H3ZM8 235H9V234H8ZM89 235H90V234H89ZM106 236H107V235H106ZM235 237H236V236H235ZM118 238H119V237H118ZM130 238H131V237H130ZM193 238H194V237H193ZM122 239H123V238H122ZM64 240H65V239H64ZM56 241H57V239H56ZM117 241H118V240H117ZM172 241H173V240H172ZM202 241H203V240H202ZM57 243H58V242H57ZM127 243H128V242H127ZM199 243H200V242H199ZM160 245H161V244H160ZM55 246H56V245H55ZM58 248H60V247H58ZM183 248H184V247H183ZM164 249H165V248H164ZM189 249H190V248H189ZM57 251H58V250H57ZM63 251H64V250H63ZM85 251H86V250H85ZM192 251H193V250H192ZM67 252H68V251H67ZM183 255H184V254H183ZM142 261H143V260H142ZM186 261H187V260H186Z\"/></svg>", "mask_w": 264, "mask_h": 264}]
</instances>
